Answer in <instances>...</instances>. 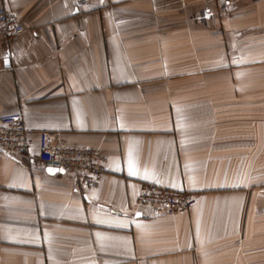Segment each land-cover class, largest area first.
I'll return each instance as SVG.
<instances>
[{
    "label": "crops",
    "instance_id": "crops-1",
    "mask_svg": "<svg viewBox=\"0 0 264 264\" xmlns=\"http://www.w3.org/2000/svg\"><path fill=\"white\" fill-rule=\"evenodd\" d=\"M1 6L26 30L0 41V114L32 145L0 152V264H264V0ZM41 131L101 148L99 184L36 162ZM144 182L198 203L145 213Z\"/></svg>",
    "mask_w": 264,
    "mask_h": 264
},
{
    "label": "built area",
    "instance_id": "built-area-1",
    "mask_svg": "<svg viewBox=\"0 0 264 264\" xmlns=\"http://www.w3.org/2000/svg\"><path fill=\"white\" fill-rule=\"evenodd\" d=\"M25 30L13 11L0 7V41L15 39ZM30 133L21 110L0 114V152L13 157L30 155ZM40 145L35 161L73 174L82 188L96 187L106 171L108 157L99 147H77L49 131L40 132ZM197 203L196 193L150 182L142 183L138 196L140 209L149 214L184 213Z\"/></svg>",
    "mask_w": 264,
    "mask_h": 264
},
{
    "label": "snow or ice",
    "instance_id": "snow-or-ice-1",
    "mask_svg": "<svg viewBox=\"0 0 264 264\" xmlns=\"http://www.w3.org/2000/svg\"><path fill=\"white\" fill-rule=\"evenodd\" d=\"M129 171H130V173L133 174V175L136 174L135 171H134V170L132 169V167H131V163H130V166H129Z\"/></svg>",
    "mask_w": 264,
    "mask_h": 264
},
{
    "label": "water",
    "instance_id": "water-1",
    "mask_svg": "<svg viewBox=\"0 0 264 264\" xmlns=\"http://www.w3.org/2000/svg\"><path fill=\"white\" fill-rule=\"evenodd\" d=\"M50 172L54 173V172H57L58 170L55 169V168H48Z\"/></svg>",
    "mask_w": 264,
    "mask_h": 264
}]
</instances>
